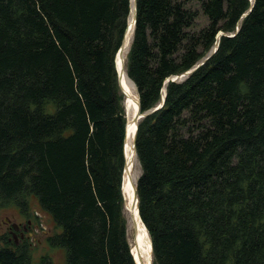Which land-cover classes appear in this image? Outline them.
Segmentation results:
<instances>
[{
  "label": "trees",
  "instance_id": "trees-1",
  "mask_svg": "<svg viewBox=\"0 0 264 264\" xmlns=\"http://www.w3.org/2000/svg\"><path fill=\"white\" fill-rule=\"evenodd\" d=\"M250 6L136 0L124 68L141 113L225 34L137 124L152 264H264V0ZM129 15L130 0H0V209L28 215L35 198L63 264H135L114 63ZM15 242L0 244V264H30L29 242Z\"/></svg>",
  "mask_w": 264,
  "mask_h": 264
},
{
  "label": "rangeland",
  "instance_id": "rangeland-1",
  "mask_svg": "<svg viewBox=\"0 0 264 264\" xmlns=\"http://www.w3.org/2000/svg\"><path fill=\"white\" fill-rule=\"evenodd\" d=\"M204 20L200 19V24H203ZM185 78V77H184ZM179 79L178 81L183 80ZM126 116V113H125ZM137 161V160H136ZM133 177L137 180L140 175V167L138 162L135 163L132 172ZM136 182V181H135ZM28 210L27 214H22L16 208H4L0 209V244H3L5 238L11 240L14 239L10 234V228L16 226L19 229L17 232L16 240H20L19 233L22 232L23 238L29 242L31 250L30 264H36L39 262L40 257L49 256L54 264H63L64 256L63 250L60 248H53L49 246L46 241L47 237H51L59 231L55 228L52 219L43 212L35 198L32 196L27 197ZM124 215L127 221V240L130 247V253H132L135 233L130 214L124 204ZM30 227V230L25 231L24 228ZM8 236V237H7Z\"/></svg>",
  "mask_w": 264,
  "mask_h": 264
},
{
  "label": "bare ground",
  "instance_id": "bare-ground-1",
  "mask_svg": "<svg viewBox=\"0 0 264 264\" xmlns=\"http://www.w3.org/2000/svg\"><path fill=\"white\" fill-rule=\"evenodd\" d=\"M133 13V0H130V16ZM127 50L123 53L122 58L117 59V66L119 69V74L122 75V85L123 89L127 94L126 103L127 106V119L132 120L133 114L137 108V95L135 92V87L132 82L128 79L125 72V55ZM134 126L129 123L128 129L131 131L134 130ZM125 157L127 160V168L125 169L122 177V196L124 199V204L126 209L130 214V219L132 221L135 233V240L132 250V257L134 258L136 264H151L152 254H151V242L147 230L142 225L136 209L135 197H134V185L135 178L132 175L133 168L135 166L136 156L134 155L132 148V134L129 135L126 144H125Z\"/></svg>",
  "mask_w": 264,
  "mask_h": 264
},
{
  "label": "water",
  "instance_id": "water-1",
  "mask_svg": "<svg viewBox=\"0 0 264 264\" xmlns=\"http://www.w3.org/2000/svg\"><path fill=\"white\" fill-rule=\"evenodd\" d=\"M249 2L251 3V6L249 7V10L248 12L251 11L252 7H253V3H254V0H249ZM243 14L242 17H245L247 14ZM135 20H136V0H133V13H132V16L129 15V18L127 20V25H126V29H125V32H124V35H123V39H122V42H121V46L119 48V50L117 51V54L115 56V60H114V63H115V70H116V73H117V81H118V85H119V88H120V91L121 93L123 94L124 98H125V101H124V107H125V113H126V123H125V130H124V143H123V155H124V168H123V173L125 171V169L127 168V160H126V157H125V144H126V141L129 137L130 134H132V148H133V152H134V155L136 156V151H135V140H136V132H137V124L139 122V120H141L145 115L147 114H150L156 110H158L159 108L162 107L163 105V102H164V96H165V85L167 82H177L179 79L181 78H184L186 77L187 75L191 74L192 72H194L197 68H199L200 66H202L217 50V47H218V39L220 36H225V34L223 33H218L217 37H216V42L210 52V54L204 59L202 60L201 62H199L195 67H193L191 70L179 75V76H175V77H171V78H167L165 81H164V84H163V89H162V97H161V101L160 103L153 109L151 110L150 112L148 113H141L140 112V107H139V102H138V95H137V101H136V104H137V108H136V111L135 113L133 114V117H132V124L135 125L134 126V130L130 131L128 129L129 127V123H131V121H129L127 118V106L125 105L126 103V97H127V94L126 92L124 91L123 89V85H122V82H121V79H122V75L119 74V69H118V66H117V59H121L122 56H123V53L127 50L126 52V55L128 53V49L130 47V43H131V38H132V33H133V28H134V25H135ZM236 32H237V29H236ZM236 32L232 35H230L229 37H233ZM126 55H125V59H126ZM125 66V65H124ZM135 92H136V89H135ZM123 177V175H122ZM121 192H122V183H121ZM134 197H135V204H136V209H137V214H138V217L140 219V216H139V212H138V197H137V193H136V183L134 185ZM141 221V219H140ZM142 223V221H141ZM143 225V223H142ZM144 226V225H143ZM145 227V226H144ZM146 229V228H145ZM151 242V241H150ZM151 254H152V246H151ZM132 255V253H131ZM134 260V258H133ZM134 263L136 264L135 260H134ZM152 264V262H151Z\"/></svg>",
  "mask_w": 264,
  "mask_h": 264
},
{
  "label": "flooded vegetation",
  "instance_id": "flooded-vegetation-1",
  "mask_svg": "<svg viewBox=\"0 0 264 264\" xmlns=\"http://www.w3.org/2000/svg\"><path fill=\"white\" fill-rule=\"evenodd\" d=\"M10 229H11V230L9 231L10 234L12 235V237L14 238V240L16 241L15 243L18 244L19 242H17V240H16V234H17V232H19V229H18L15 225L12 226ZM30 229H31L30 227H26V228H24L25 231L30 230ZM19 235H20V236H19V237H20V240H19V241L24 240L22 232L19 233Z\"/></svg>",
  "mask_w": 264,
  "mask_h": 264
}]
</instances>
